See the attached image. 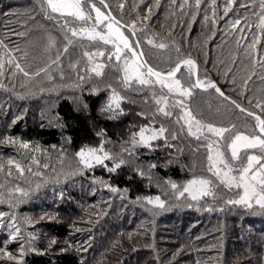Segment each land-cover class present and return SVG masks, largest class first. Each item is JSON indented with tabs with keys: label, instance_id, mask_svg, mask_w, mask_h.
I'll list each match as a JSON object with an SVG mask.
<instances>
[{
	"label": "trees",
	"instance_id": "1",
	"mask_svg": "<svg viewBox=\"0 0 264 264\" xmlns=\"http://www.w3.org/2000/svg\"><path fill=\"white\" fill-rule=\"evenodd\" d=\"M238 1L229 6L227 0H216L213 6L212 0H201L197 9L195 0H159L158 5L157 0H105L122 25L135 23V37L148 65L167 73L179 61L190 58L198 65V79L218 82L230 99L225 100L215 89L197 88L184 103L204 122L232 129L223 139L226 147L237 133L254 134L256 121L247 112L264 117L256 107L264 101V87L256 88L264 82V63L259 62L264 57V33L255 28V0L242 6ZM94 2L103 7L98 0ZM249 4L250 8L241 10ZM226 7L236 21H241L236 29L225 28ZM63 22L46 19L40 0H0V40L29 73L45 68L51 61L45 53L49 45H45V39H54L53 51L63 52ZM22 32L25 35H19ZM254 36L260 37L254 51L257 62L252 69L254 75L245 79V85L239 74L251 62L248 45ZM149 39L167 47L159 49L148 44ZM100 49L112 51L103 42L76 38L61 56L62 66L58 65L70 72L65 71L63 78L55 73L49 81L47 73L25 77L19 72L13 76L11 71L0 77L4 85L0 88V185L4 180L11 185L9 190L24 188L30 180H46L26 196L10 197V204L4 199L7 188L0 187V212L4 213L0 217V247L18 256L24 245L20 264H264V215L259 214V208L226 203L237 199V194L231 196L229 189L203 167L206 152L200 148L202 140L187 135L174 114L166 117L157 112L148 92L150 87L125 89L114 57L109 61L104 55L100 60L108 65L104 75L89 78L84 71L88 60L83 53ZM72 64L78 67L73 69ZM193 75L182 65L176 77L183 84V80L194 84ZM78 76L85 80L80 82ZM24 78L34 83H19ZM235 79L241 85L232 87L230 83ZM69 84H80L77 93L69 92ZM112 88L127 98L121 104L124 115L115 119L109 118L112 113L101 111ZM231 101L247 111L242 112ZM170 110L175 112L174 108ZM145 125L155 129L163 125L168 132L164 138L151 141V148L133 149L132 134ZM102 141L105 150L117 155L116 162L120 158L127 161L115 172L103 166L84 168L75 155L85 146L99 147ZM20 142L29 143L30 148H20ZM36 147L40 148L35 160L39 163L29 171L27 162ZM122 148L132 155L122 153ZM227 152L229 155L228 148ZM10 159L22 166V175L8 164ZM106 164L112 167L113 161ZM153 164L155 168L150 167ZM44 165L53 173L65 167L69 171L62 180L50 182ZM196 177L213 181L215 197L194 201L187 194L179 196L183 186ZM172 183L177 189L171 187ZM113 187L116 192L110 190ZM157 196L163 207L148 203L147 198ZM15 227L20 228L21 238L9 242ZM9 261L0 253V264Z\"/></svg>",
	"mask_w": 264,
	"mask_h": 264
},
{
	"label": "snow or ice",
	"instance_id": "2",
	"mask_svg": "<svg viewBox=\"0 0 264 264\" xmlns=\"http://www.w3.org/2000/svg\"><path fill=\"white\" fill-rule=\"evenodd\" d=\"M98 2L103 5L104 8H108L109 5L105 3V0H98ZM176 0H173L175 3ZM234 0H227V4L231 6ZM184 3H188V0H184ZM41 11L43 12L46 19L55 20L59 24L62 19L64 22L61 27L65 30V40L66 44L63 49V52L58 54L55 60H51L50 63L45 67L39 69L36 73H29L20 62H18L17 57L12 55V50L8 49V46L0 40V77L4 76L5 73L11 71L14 76L17 72L22 73L25 77H30L32 75L39 76L40 73H48L49 69L53 65H58L61 61V56L64 53L68 52L69 46L74 44L76 38L86 37L91 42H103L104 45H113L114 51L105 53L102 51L98 52H88L85 51L83 55L87 57L89 66L84 69L88 74L89 78L92 75L95 77H102L104 75V69L108 66L105 63L96 62L97 56L107 55L109 61L112 60V57H115V67L116 70L120 73L119 81L125 89L133 88L138 85L140 88L153 87L155 84H159L161 89L166 88L167 92L170 95H179L181 99L176 102L174 105H169V96L161 94L159 97L153 93L154 103L157 106V112L164 116H171L172 113L168 110L170 106H180L184 109L183 115L179 118L184 121V125L187 127V132L190 136H195L197 140L205 139L207 141L206 150H207V161H208V171L213 174L219 181L221 186H224L231 190L233 187L236 189L242 190L239 198L235 200L226 201L229 205L242 206L246 209H253L254 207L259 208L261 215H264V117L257 115L252 112H247L248 116H252L256 121L254 134L248 135L244 133H237L232 139L231 142L227 145L228 150L230 151L231 163L229 158L226 156L225 152L222 150L220 141L225 138L226 133L232 131L231 128L217 127L212 123H206L199 119L193 111L187 107L184 103V98H190L193 95L195 89L200 88L203 90L215 89V91L225 100L230 99L229 97L224 96V93L216 86L214 82L211 81H201L197 78L194 84H191L189 87H184L179 79L176 78L177 73L180 71L182 65L187 66L189 73H194V70L197 68L195 61L192 59H186L178 63L174 68H172L167 73H162L157 71L152 66L148 65L147 61L144 59L143 51H137L136 49L140 48V42L134 41L130 43L129 37L121 31L119 21L111 15L109 12L105 15L101 11V8L96 7V2L94 0H40ZM159 0H157V5ZM213 6L216 4V0H212ZM89 7L86 8L85 6ZM201 0H195V6L197 9L200 8ZM181 8L184 7V4L180 5ZM121 9L124 8V4L119 5ZM253 16L257 17V23L255 28L258 29L261 33H264V0H259V8L255 9ZM228 8L224 9L225 13L228 12ZM95 12V18L92 17L91 12ZM149 15L151 14V9L148 10ZM215 16V12H213ZM148 19V17H145ZM195 19V16H193ZM207 19V17H206ZM91 22V27L88 25ZM215 23V20H213ZM73 24H79V27H73ZM241 24L240 20H237L232 28L236 29L238 25ZM100 27L101 30H97ZM125 28L130 27L133 35L135 34L136 26L133 23L131 26H123ZM249 29L252 28V25H247ZM106 29V30H105ZM243 31V29H241ZM70 34V35H69ZM23 36L25 33H19ZM148 44L154 45L159 49H165L167 45L165 43L154 44L152 39L147 41ZM260 43V37L254 36L253 42L248 45V48L252 51H255L256 45ZM56 41L54 39L49 40V48L55 47ZM15 51H19L16 49ZM130 54V55H129ZM7 58V59H5ZM22 59V58H21ZM257 61L254 59L253 63ZM261 63H264V57H260ZM8 66H12L11 69ZM71 67L76 69L78 64H72ZM63 78V74H61ZM155 78V79H153ZM49 81L53 80V76L49 73L47 76ZM78 80L83 82L85 80L84 76H78ZM245 85L248 81L246 80ZM78 86V85H77ZM3 83H0V88H3ZM109 87H111L109 85ZM43 91V89H41ZM94 92L100 91V89H94ZM127 98L115 89H111V93L107 98V102L103 105L102 112H110L112 115L110 119L118 118L119 115H124L123 108L121 104ZM147 102V101H146ZM236 108L240 109L242 112L247 111L243 109L241 105L237 104L235 101H231ZM257 108H260L264 112V101L258 102L256 104ZM138 115H144V113H138ZM15 123V121H13ZM234 127V126H233ZM183 128V126H182ZM168 130L161 125L159 129L151 128L148 125L140 127L138 132H134L131 137L132 148L135 149L139 146L151 148V141L157 140L159 138H164ZM102 133H97L101 135ZM213 137L216 139L214 140ZM173 139H176V134H173ZM10 143H17V141L9 140ZM167 143V141H165ZM169 147L171 145H168ZM19 147L22 149H29L30 144L27 142H20ZM35 151H40L39 147L34 149ZM256 151H259L261 154L257 155ZM121 152H128V155L131 156L132 152L127 148H122ZM247 155V162L240 168L235 167V163L241 160V154ZM251 153V154H249ZM79 164L83 165L84 168H93L95 166H103L107 168L109 172H115L117 169H120L124 166L127 161L123 158H120L117 161V155H114L112 152L105 150V142H101L99 147H88L85 146L81 148L76 154ZM35 159V158H34ZM106 161H113V166L108 167ZM14 161L11 159L8 161V164L11 166ZM39 163V161H36ZM15 167L21 175L24 172V169L19 163H15ZM48 167V165H44ZM155 168L156 165L153 164L150 166ZM3 165H0V170H2ZM31 171V169H29ZM238 173V174H237ZM141 176L144 175L143 171H140ZM8 175L11 176V171L8 172ZM101 183H103L101 181ZM110 187L109 185H105ZM3 187V185H0ZM173 189H177L175 183L171 184ZM112 192H116V188H110ZM216 185L213 181L204 177H196L189 180L186 185L183 186V191L179 192V196H184L187 194L191 197L192 200L198 201L203 197L213 196L215 197ZM16 192H20L22 195H27L23 189L17 187ZM148 203L157 204L160 207H163V201L160 200V197L147 198ZM222 210V209H221ZM211 211V209H209ZM4 213L0 212V217H3ZM0 223H3L0 220ZM9 227H14V225H9ZM20 228L15 227L14 231L11 234L10 241H16L20 237ZM31 236V234H29ZM55 243V241H53ZM24 245H21V253L23 252ZM0 253H3L5 257L9 260H17V257L12 253L8 252L6 248L0 247Z\"/></svg>",
	"mask_w": 264,
	"mask_h": 264
},
{
	"label": "rangeland",
	"instance_id": "3",
	"mask_svg": "<svg viewBox=\"0 0 264 264\" xmlns=\"http://www.w3.org/2000/svg\"><path fill=\"white\" fill-rule=\"evenodd\" d=\"M244 2H249V0H239L238 1V3H240V6H242L241 4L242 3H244ZM250 3V2H249ZM257 5H259V0H255V9H258L259 8V6H257ZM250 4L249 5H247L246 7H242L241 8V10L242 11H245V10H247L248 8H250ZM96 7H99V8H101V11L102 12H104L105 13V15H107L106 14V11H105V8L104 7H101V6H99V5H97L96 4ZM92 13V15L94 16V18H95V12L93 11V12H91ZM225 15L226 16H228L227 18H226V29H230V28H232V25L236 22V20H235V18H236V16L234 15V13L233 12H227V13H225ZM89 27H91L92 25H91V22H90V24L88 25ZM119 26V25H118ZM120 27V29H121V31H123L124 32V34L126 35V36H128L129 37V41H130V43H132L133 42V40H132V37H131V34H129L124 28H122L121 26H119ZM97 30H101L100 29V27H98L97 28ZM106 30V29H105ZM86 38V37H85ZM46 43H49V41L47 40V39H45V45H46ZM109 46H111L112 47V51H114V46L113 45H109ZM48 47V46H47ZM47 47L45 48L46 49V51H45V53H46V56H47V59L48 60H55V58H56V56H57V51L56 50H54L53 51V47L52 48H49V49H47ZM137 50V49H136ZM98 51H102V52H104V50L103 49H100V50H94L93 52H98ZM256 54V52H254V51H252L251 49H250V57H251V62L247 65V69H246V71H242V72H240V74H239V77L241 78V82H242V84L244 83V81H245V79L246 78H248L249 76H252V74L254 75V72L252 71V69H254V66H255V64L253 63V60H254V58H255V55ZM130 55V54H129ZM84 56V55H83ZM232 56V55H231ZM248 57V56H247ZM101 59H104V56H97L96 57V62H99V63H101L100 62V60ZM114 59H115V57H114ZM116 62V61H115ZM88 64V61H86V65ZM59 65V64H58ZM58 65H53L50 69H49V72L47 73V74H51L52 76L55 74V73H60V74H64L65 73V71H66V74H70V72H68V70H65V69H63V68H61L60 66H62V62H60V66H58ZM63 66L65 67V62H64V64H63ZM88 66H89V64H88ZM185 68L186 69H188V67L187 66H185ZM41 69V68H40ZM39 70H37L36 72H38ZM36 72H33V74L34 73H36ZM120 74V73H119ZM32 77H34V75H32ZM177 78V77H176ZM153 79H155V78H153ZM178 79V78H177ZM32 80V79H31ZM180 80V79H179ZM29 81V79H27V78H24V79H22L21 81H19V83H25V82H28ZM181 81V80H180ZM201 81H204V80H201ZM183 82H184V84H183V86L184 87H189L190 85H191V82H186V80H183ZM186 82V83H185ZM29 83L30 84H32V83H34L33 81L31 82V81H29ZM231 86L232 87H234V86H236V85H241L240 83H239V81H237L236 79L235 80H233V81H231ZM40 85V84H39ZM38 85V86H39ZM78 85V86H77ZM79 85L80 84H74V85H71V84H69L68 85V87H67V89L69 90V92H72V93H77V91L79 90ZM37 86V87H38ZM264 87V82L262 83H259L258 85H256V88L257 89H262ZM151 89H149L148 90V92L152 95V99H153V93H155V95L157 96V97H159L161 94H163V95H167V96H169V105H174V104H176V102L177 101H179L180 99H181V97L179 96V95H170L168 92H167V89L166 88H164V89H161V86L159 85V84H155L153 87H150ZM154 89H156V92H154ZM93 90V89H92ZM73 95V94H72ZM186 99L187 98H184V101H186ZM75 101H76V103L78 102V100H77V98L75 97ZM153 101H154V99H153ZM154 104V106H156L155 105V103H153ZM157 107V106H156ZM171 108H174L175 109V112L173 111V110H170ZM168 110L172 113V114H174L176 117V120H178L182 125H183V127H184V129H185V131L187 132V127L184 125V121L183 120H180L179 118L183 115V111H184V109L182 108V107H180V106H170L169 108H168ZM160 114V113H159ZM162 115V114H161ZM162 116H164V115H162ZM203 121V120H202ZM215 126H217V125H215ZM217 127H221V126H217ZM245 134V133H244ZM187 135H189L188 134V132H187ZM236 135V134H235ZM234 135V136H235ZM190 136V135H189ZM233 136V137H234ZM190 137H192V138H195L196 139V137L195 136H190ZM232 137V138H233ZM213 139L215 140L216 138L215 137H213ZM197 140V139H196ZM202 140V142L203 143H201L202 145L200 146V148H202L206 153H204V156L205 157H203L202 158V161H203V167H207V170H208V161H207V150H206V144H207V141L205 140V139H201ZM13 141H17L18 142V140H13ZM231 142V141H230ZM229 142V143H230ZM220 143H221V146H222V150L225 152V154H226V156L229 158V162L231 163V157L227 154L228 152H227V147H226V145H225V143H224V141L222 140V141H220ZM229 151V150H228ZM39 151H35L34 149H33V155H31V158H29L28 159V162H27V164H29V165H27L28 167H29V169H31V167L33 168V169H35L36 168V155L37 156H39L40 155V153H38ZM229 153H230V151H229ZM249 154H251V153H249ZM256 154L257 155H259L260 154V152L259 151H256ZM35 158V159H34ZM246 162H247V155H245V154H242V156H241V160L239 161V162H236L235 163V167L236 168H240V167H242L243 165H245L246 164ZM72 164H74V163H72ZM13 166L15 167V163H13ZM74 166V165H73ZM72 166V167H73ZM22 167V166H21ZM15 169H16V167H15ZM16 171H17V169H16ZM69 171V169L68 168H61L58 172H52V171H50L49 170V166H48V170L47 171H45V172H48V176H50V182H53V181H59V180H62L64 177H65V173L66 172H68ZM18 172V171H17ZM209 172V171H208ZM50 173H52V176H51V174ZM21 173L20 172H18V175H20ZM212 174V173H211ZM238 174V173H237ZM43 176L44 177H46L47 175H45V174H43ZM212 176H213V174H212ZM215 179H216V181L217 182H219L218 180H217V178L215 177V176H213ZM49 178V177H48ZM48 178H47V180H48ZM46 180H44V178L43 179H36V180H30V185H25V186H23L24 188H21V187H19V188H21V189H23L25 192H27V193H29L31 190H35L36 188H37V185H41L42 183H44ZM1 184L3 185V187L5 186L6 188H7V191L5 192V200H6V202L8 203V204H10L9 203V201H12L11 199H9L10 197L12 198H18L17 196H19V197H21V196H24V195H22L20 192H16L15 191V189L17 188V187H14V188H11V189H9L8 190V188H10V186L11 185H9V184H7L4 180L1 182ZM4 187V188H5ZM28 190V191H27ZM230 191V195L231 196H236V194H237V199L239 198V195H240V193H241V191L242 190H239V189H236L235 187H233L231 190H229ZM232 191H236V193L234 194V193H232ZM14 195H15V197H14ZM4 197V196H3ZM232 199V198H231ZM18 201V200H17ZM19 202V201H18ZM20 250H18V253H16V254H18V256H16L17 257V260H12V261H9L7 264H20V260H21V258H20Z\"/></svg>",
	"mask_w": 264,
	"mask_h": 264
},
{
	"label": "water",
	"instance_id": "4",
	"mask_svg": "<svg viewBox=\"0 0 264 264\" xmlns=\"http://www.w3.org/2000/svg\"><path fill=\"white\" fill-rule=\"evenodd\" d=\"M106 12H107V14L110 12L109 8H106ZM110 13H111V12H110ZM111 15H112V14H111ZM119 26H124V25H122V24L119 22ZM126 29L130 32V34L132 35L134 41H137V39H136V37H135V34L133 35V33H132V30H131L129 27L126 28ZM137 51L139 52V51H142V50H141V48H138ZM144 59H145V58H144ZM187 59H190V58H187ZM184 60H185V59H184ZM181 61H183V60H181ZM181 61H179L178 63H180ZM178 63H177V64H178ZM195 63H196V62H195ZM196 65H197V63H196ZM197 78H198V65H197V68L194 70V75H193L194 83L196 82ZM211 82H214V83L216 84V86L219 87L220 90L222 91V89H221V87L219 86V84H218L217 81L212 80ZM222 92H223V91H222ZM223 93H224V92H223ZM224 96H226V95L224 94Z\"/></svg>",
	"mask_w": 264,
	"mask_h": 264
}]
</instances>
